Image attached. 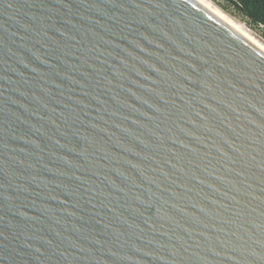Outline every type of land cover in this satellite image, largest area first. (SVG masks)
Returning <instances> with one entry per match:
<instances>
[{"label": "water", "instance_id": "1", "mask_svg": "<svg viewBox=\"0 0 264 264\" xmlns=\"http://www.w3.org/2000/svg\"><path fill=\"white\" fill-rule=\"evenodd\" d=\"M0 264H264V54L204 0H0Z\"/></svg>", "mask_w": 264, "mask_h": 264}, {"label": "trees", "instance_id": "2", "mask_svg": "<svg viewBox=\"0 0 264 264\" xmlns=\"http://www.w3.org/2000/svg\"><path fill=\"white\" fill-rule=\"evenodd\" d=\"M223 9L244 21L252 29L264 31V0H224Z\"/></svg>", "mask_w": 264, "mask_h": 264}, {"label": "rangeland", "instance_id": "3", "mask_svg": "<svg viewBox=\"0 0 264 264\" xmlns=\"http://www.w3.org/2000/svg\"><path fill=\"white\" fill-rule=\"evenodd\" d=\"M211 2L212 5L217 7L219 10H221L226 16L232 18L233 20L242 23L243 26H245V29L248 30V32L261 44L264 45V31L260 28L258 29H252L250 28L244 21L240 20L238 17H235L229 13H227L223 7L227 6L224 0H208Z\"/></svg>", "mask_w": 264, "mask_h": 264}, {"label": "bare ground", "instance_id": "4", "mask_svg": "<svg viewBox=\"0 0 264 264\" xmlns=\"http://www.w3.org/2000/svg\"><path fill=\"white\" fill-rule=\"evenodd\" d=\"M209 5H211L213 8H215L217 11H219L221 14H223L235 27H237L249 40L250 42L255 46L256 49H258L262 54H264V45L258 42L249 32L247 29H245V26L242 25V23H239L232 18L226 16L221 10H219L217 7L211 4L210 1L204 0Z\"/></svg>", "mask_w": 264, "mask_h": 264}]
</instances>
